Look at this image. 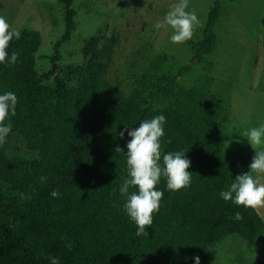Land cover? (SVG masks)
Masks as SVG:
<instances>
[{
	"label": "trees",
	"instance_id": "trees-1",
	"mask_svg": "<svg viewBox=\"0 0 264 264\" xmlns=\"http://www.w3.org/2000/svg\"><path fill=\"white\" fill-rule=\"evenodd\" d=\"M221 0H214L201 41L194 43V57L213 51L214 24L220 16ZM65 7V33L54 44L52 67L39 73L35 52L41 38L37 30H21L20 39L9 42L8 51L19 53L14 65L0 64V91H15L16 114L12 130L22 135L28 149L37 152L33 162L10 159L0 151V179L17 195L7 199L0 191V264H215L210 248L228 235L256 245L264 234V222L255 207L225 201L219 192L243 171L237 169L225 148L217 125L219 104L210 89V77L199 84L176 85L175 78L144 74L131 95L104 75L100 57L104 36L89 37L82 46L87 60L75 85L57 75L60 42L69 40L75 28L73 0H60ZM162 55L154 68L164 62ZM53 77V85L45 79ZM169 99L168 106L151 108L143 104ZM163 112L167 117L164 151L183 149L191 160L192 182L177 191L168 190L166 178L158 212L148 235L137 236L136 225L120 212L125 197L119 192L127 175L126 157L130 139L119 132L136 127L143 119ZM87 150L92 163H87ZM78 163L77 161H80ZM88 165V166H87ZM77 169V180L58 182L61 196L48 189L58 174ZM47 176L41 183L40 176ZM23 199L21 192H31ZM130 187L129 191H134ZM241 219H234L235 212ZM147 227V226H146ZM250 264H264V258Z\"/></svg>",
	"mask_w": 264,
	"mask_h": 264
},
{
	"label": "rangeland",
	"instance_id": "rangeland-1",
	"mask_svg": "<svg viewBox=\"0 0 264 264\" xmlns=\"http://www.w3.org/2000/svg\"><path fill=\"white\" fill-rule=\"evenodd\" d=\"M175 0H73L75 28L67 41L60 42L57 75L75 85L87 60L82 46L91 36L102 34L100 66L104 75L128 96L144 74H162L175 78L176 85L199 84L210 77V89L219 104L218 129L225 148L237 169L249 170L254 149L243 135L251 127L264 123V0H221L220 16L214 24L216 46L212 52L194 57V43L201 41L208 13L214 0H189L200 24L191 39L183 43L169 40L171 28L156 29L157 21ZM0 15L12 28L37 30L41 42L35 52V69L39 73L52 67L54 44L65 33V7L60 0H0ZM166 56L154 68V61ZM53 85V77L45 79ZM169 99L156 98L146 106L163 108ZM2 154L12 160H37V152L28 149L22 135L12 130ZM89 150H87L88 152ZM87 163L92 153L83 154ZM78 163L81 162L77 161ZM87 165V166H88ZM241 170V171H242ZM75 168L69 175L58 174L50 184V192L58 182L77 180ZM0 191L7 199L17 193L0 179ZM264 222V205L255 207ZM125 214L123 208L120 209ZM215 264H250L264 258V234L256 245L236 235H228L210 248Z\"/></svg>",
	"mask_w": 264,
	"mask_h": 264
},
{
	"label": "clouds",
	"instance_id": "clouds-1",
	"mask_svg": "<svg viewBox=\"0 0 264 264\" xmlns=\"http://www.w3.org/2000/svg\"><path fill=\"white\" fill-rule=\"evenodd\" d=\"M200 24L195 10L189 9V0H175L165 13L162 20L154 25L156 29L170 27L169 40L172 43H183L191 39L194 29ZM21 32L12 28L7 18L0 15V64L14 65L18 62L19 53H9V42L20 39ZM18 96L15 91H0V144L5 143L12 132L11 117L16 114ZM167 117L163 112L150 119H143L136 127L127 124L119 132L121 138L125 133L127 151L119 145L116 152H123L126 157L127 175L122 178L119 192L125 197L123 209L129 219L136 225V235H148V227L153 224V214L159 211L163 197V189L156 187L161 178H166L168 190L177 191L187 188L192 182L190 158L183 149L164 151L161 138L165 135ZM253 147L254 155L249 170L237 174L230 184L219 192L225 201H231L237 206L256 207L264 205V123L251 127L243 135ZM41 183L47 181V176H40ZM134 187V191H129ZM31 192H21L23 199H31ZM50 195L61 196L59 189H53ZM241 213L235 212L234 219H241ZM147 226V227H146ZM50 264H60L57 256L48 257ZM193 264H201L199 255L191 257Z\"/></svg>",
	"mask_w": 264,
	"mask_h": 264
},
{
	"label": "crops",
	"instance_id": "crops-1",
	"mask_svg": "<svg viewBox=\"0 0 264 264\" xmlns=\"http://www.w3.org/2000/svg\"><path fill=\"white\" fill-rule=\"evenodd\" d=\"M240 170H242V169H240ZM243 171V170H242ZM244 172V171H243Z\"/></svg>",
	"mask_w": 264,
	"mask_h": 264
}]
</instances>
